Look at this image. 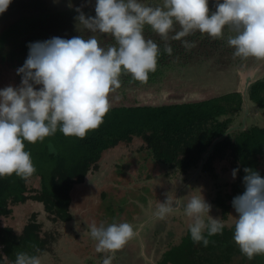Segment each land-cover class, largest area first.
<instances>
[{
  "label": "clouds",
  "instance_id": "obj_1",
  "mask_svg": "<svg viewBox=\"0 0 264 264\" xmlns=\"http://www.w3.org/2000/svg\"><path fill=\"white\" fill-rule=\"evenodd\" d=\"M11 2L0 0V14ZM215 9L210 13L208 0H162L157 5L142 0H96L94 17L76 9V20L92 34L89 38L52 37L30 43L27 59L17 69L20 85L0 89V177L15 174L27 182L36 173L25 141L43 142L58 129L66 137L83 140L97 130L111 109L110 97L121 88L123 75L148 83L149 74L157 71L161 50L145 38L146 26L164 41L163 51L168 55L173 53L170 41H180L191 50L196 45L187 37L198 32L221 40L228 29L234 33L227 37L234 57L264 61V0H215ZM105 35L113 37L115 44L102 47L98 36ZM238 171H232L233 179ZM243 171L245 191L232 201L238 214L233 239L251 260L264 255V178L252 168ZM165 195L166 200L157 204V219L164 220L182 208L190 220L191 240L204 247L215 243L208 237L223 234V219L209 214L214 211L215 197L200 193L182 205L181 198ZM87 228L96 242V252L109 254L102 264H112L115 254L138 235L127 222L92 223ZM33 248L41 251L35 245ZM14 264H42V259L18 252Z\"/></svg>",
  "mask_w": 264,
  "mask_h": 264
},
{
  "label": "trees",
  "instance_id": "obj_2",
  "mask_svg": "<svg viewBox=\"0 0 264 264\" xmlns=\"http://www.w3.org/2000/svg\"><path fill=\"white\" fill-rule=\"evenodd\" d=\"M208 3L210 13L214 12L215 0H208ZM67 4L64 0H59V7L54 9L43 0H12L8 9L0 14V57L11 60L21 59V54L29 51L28 45L25 43V50L20 52L7 50L8 45L10 43L15 46L23 45L20 40L30 32V29H34L41 19L51 18L53 13L65 10L64 7L76 6ZM146 30L151 31V28L147 26ZM230 35L234 33L225 29L224 39L214 40V44L220 46L223 51L226 49L225 52L229 53L233 59L240 60L239 63H245L244 60L233 56L234 49L227 44V37ZM71 37H74V34ZM204 37L205 35L199 33L186 39L196 44L198 43L196 39L200 42ZM158 40L161 55L158 58L157 71L149 74L147 84L156 83L157 76H163L165 71L171 70V64L166 63L168 58L185 56V61L190 57V60H193L194 48L186 50L180 41H170L173 53L168 55L163 51L164 41L161 38ZM209 40L210 38L207 39ZM193 68L195 71H187L190 77L185 78H192L197 85L198 80L195 79L194 74L199 71V68L203 71V68L200 65ZM257 72L258 70L254 72L255 76ZM261 76L251 84L247 94L251 105L256 106L264 115V75ZM121 82L127 86H133V89L137 86L136 90L131 91H137L140 86H146L133 81L130 75H123ZM229 83L233 84L230 81ZM202 84L206 85L207 80H201L198 83L199 87L203 88ZM159 87L162 88V86ZM124 90L121 92L119 89L117 95L126 93ZM163 91H170V95H173L170 88L163 87ZM244 109L245 96L242 91H233L218 97L188 103L159 106L122 104L111 106L104 117V123L97 130L89 132L83 140L74 136L66 137L58 129L55 135L46 137L43 142L30 144L25 141V150L30 152L37 171L27 182L15 174L11 177H0V264H14L18 252L40 255L41 258L42 255L47 254L52 249V245L57 243L62 225H71L72 191L75 186L83 185L89 177L102 170L105 153L116 149L122 143H132L134 138L142 139L153 161L172 170L182 183H186L185 176L190 171L197 170L200 164L202 172L216 178L215 162L232 159L233 169L239 168L237 180L230 187L223 185V190H220L219 186L214 199L217 207H220L222 218L228 219L233 208V198L245 191L243 177L246 173L243 169L252 168L264 178V167L261 163L264 159V127L252 125L242 129L240 126L237 130L229 132ZM119 168L124 171V168ZM39 177L40 188L38 189L32 185V181ZM199 179L200 175L194 180L197 183L195 185L197 190L200 188ZM199 193L202 196L206 195L201 189ZM152 198L154 197H148V200ZM25 204L40 205L42 210L32 212L31 216L25 213L26 223L19 232H16L12 226L2 223L5 218L15 212L14 207ZM234 213H236L235 210ZM40 215L44 218L41 221L38 220ZM236 216H238L237 213ZM48 220L61 223L57 226L60 228L53 230L52 227L47 226ZM158 221V219L153 220L154 228ZM179 222L182 225L183 221ZM186 227V234L183 235L180 243L165 252L167 257L163 264H230L234 255L241 254L237 244L231 243L234 224L228 229L224 227L222 235L208 237L210 241H215L208 247H204L202 243H194L191 240L188 225ZM80 234L71 235L80 237ZM33 245L41 251L37 253ZM218 245L222 249L220 257L214 254Z\"/></svg>",
  "mask_w": 264,
  "mask_h": 264
},
{
  "label": "rangeland",
  "instance_id": "obj_3",
  "mask_svg": "<svg viewBox=\"0 0 264 264\" xmlns=\"http://www.w3.org/2000/svg\"><path fill=\"white\" fill-rule=\"evenodd\" d=\"M43 1L54 9L59 7V0ZM64 1L65 4L70 3L76 6L74 8L64 7L63 9L65 10L53 13L51 18L41 19L35 28L30 29V32L20 40L23 45L15 46L10 43L7 50L12 49L15 52H20V50L25 48V43L29 45V43L49 40L52 37L70 39L72 34L74 36L81 35L85 39L89 38L92 34L83 30L76 20L79 15L76 9L82 8L86 15L94 17L96 0ZM161 1L142 0L143 3L150 5L162 4ZM146 28L147 26L144 31L146 39L150 38L153 40L154 36H159L152 30L147 32ZM177 30H179V25H177ZM198 34L197 32L195 35ZM209 38L205 35L203 41L199 42V39H196L198 43L194 47L193 60H190V57L185 61V56L168 58L166 63L171 64V70L165 71L166 73L163 76H157L156 83L146 84V86H140L141 90L131 91L136 90L137 86L133 89V86H127L121 82V92L125 89L126 93L118 96V89L110 97L111 105H164L165 100L168 98V91L164 92L163 87L164 89H172V94L175 96H172L173 99L169 100L170 104L197 102L233 91H242L246 85L250 86L257 78L264 75V61H256L250 58L245 63H239L240 60L233 59L229 53L225 52L226 49L223 51L220 46L215 45L212 38L207 41ZM98 40L100 45L105 48L115 44V40L111 36H98ZM28 53L29 51H26L21 54L22 60L3 59L0 57V89L9 85L14 87L20 85L21 76L17 75V69L24 65ZM183 64L186 65L183 66ZM199 65L203 68V71L199 68L194 77L198 80V83L203 79L207 80L206 85L202 84L203 86H208L206 88L197 86L192 78H185L186 76L190 77L187 71L194 72L193 66L199 67ZM257 70L261 73L259 72L258 74L257 72V76H255L254 72ZM229 81L233 84H230ZM159 86H162V88ZM196 89L199 90L196 91ZM252 125L264 127V115L262 111L251 105L249 101V107L245 104L242 115L237 118L231 131L237 130L240 126L242 129H246ZM261 163L264 167V159L261 160ZM201 166L200 164L197 170L190 171L185 176L187 179L186 183H182L177 174H173L172 170L153 161L149 150L146 149L145 143L140 138H134L132 143H122L116 149L108 151L103 157L102 170L89 177L83 185H77L73 189L71 202L73 219L70 221L71 225L63 224L62 227L64 228L58 227L61 230V234L57 239V243L52 245V249L49 247V252L42 255V264H102L103 259L109 254L96 252V242L90 237L87 225L95 223L99 226L103 223L107 226L114 222L130 223L138 235L122 251L115 254L112 264H163L167 257L165 252L180 243L181 238L186 234V225H189L190 220L183 212H177L180 210L178 209L175 214L166 219H158L159 221L155 223L154 228L153 220L150 219L155 213L154 210H152L151 205L146 209V207L142 208L141 204H146L148 197L151 198L153 196L154 201H152V204L156 205L155 207L157 208L158 202L163 203L166 200L164 195L169 189V192L171 191L170 193L174 194L175 197L177 194L178 197L184 195L182 204L183 202L187 204L191 196L198 195V190L195 189L197 183L194 180L198 179L199 175V191L201 189L210 198L216 196L219 186L220 190H223V185L230 187L237 180V175L235 179L232 177L234 169L230 158L215 162L216 178L211 174L202 172ZM119 167L124 168V171H121ZM38 180H40V177L34 179L32 185L39 189ZM166 188L168 189L164 192ZM139 197L140 201H142L141 204L136 202ZM208 203L212 205L210 202ZM14 208L15 212L10 217L5 218L2 223H5L6 226H12L16 232H19L26 223L25 213L27 216H31L32 212L42 210V207L36 204L19 205ZM138 208H142L144 216H142L143 213L137 211ZM156 208L154 209L156 210ZM212 208L214 211L211 210L209 214L214 218H222L220 207H217L215 202ZM130 213L139 217L135 224L131 222ZM112 214H116V216L113 217ZM177 214L185 220L182 225L179 222L181 218L175 217ZM235 217L237 216L234 213V208H232L229 218H222L227 229L235 223ZM43 219L42 215L38 218L39 221ZM155 220H157L156 217ZM56 223L57 221L49 222L48 220L47 226L52 227L53 230H58L57 226L61 225V223ZM76 233H81L80 237L71 235ZM231 243H235L234 239L231 240ZM221 251L222 249L218 245L214 254L220 257ZM230 264H264V255H257L249 260L241 253L234 255L230 260Z\"/></svg>",
  "mask_w": 264,
  "mask_h": 264
},
{
  "label": "flooded vegetation",
  "instance_id": "obj_4",
  "mask_svg": "<svg viewBox=\"0 0 264 264\" xmlns=\"http://www.w3.org/2000/svg\"><path fill=\"white\" fill-rule=\"evenodd\" d=\"M154 34V33H153ZM158 38H160L159 36H154V39H153V41L154 42H156V43H160V41L158 40ZM253 84V83H252ZM197 86H199L198 84H197ZM251 86V85H250ZM249 86V87H250ZM206 87H208V86H204L203 88H206ZM246 87V86H245ZM249 89V88H248ZM170 90H172V89H170ZM199 89H196V91H198ZM242 92H243V90H242ZM171 94V92L170 91H168V93H167V95H168V98L165 100L166 102H165V104H170V99L172 98L173 99V97H175L174 95H170ZM170 95V96H169ZM248 95V94H247ZM173 96V97H172ZM196 101V100H195ZM173 189V188H172ZM174 190V189H173ZM164 192H166V191H164ZM171 192V191H170ZM169 191H167L166 193H170ZM175 192V191H174ZM174 195V194H173ZM164 197H165V199H166V195H164ZM176 197L178 198V194L176 195ZM183 197H184V195H181V203H182V199H183ZM179 199V198H178ZM136 202H137V204H141L142 203V201H140V198H137L136 199ZM150 201L149 200H147V203L146 204H141V206H142V208H145L146 207V209H148V207H149V205H150ZM182 205H186L185 204V202H183V204ZM142 208H138L137 209V211H140L141 213H143L142 214V216H144V211L142 210ZM155 208V207H154ZM177 212H183V209L181 208L180 210H178ZM131 217V222L133 223V224H135L136 222H137V219H139V217L136 215V214H133V213H130L129 214ZM150 216V215H149ZM147 219H149V218H147ZM150 219L151 220H154L155 219V217H154V215L153 216H151L150 217ZM141 221H142V219H141Z\"/></svg>",
  "mask_w": 264,
  "mask_h": 264
},
{
  "label": "crops",
  "instance_id": "obj_5",
  "mask_svg": "<svg viewBox=\"0 0 264 264\" xmlns=\"http://www.w3.org/2000/svg\"><path fill=\"white\" fill-rule=\"evenodd\" d=\"M167 189H168V188H166L164 191H167ZM169 190H170V189H169ZM169 190H168V191H169ZM199 194H200V193H199V190H198V195H199ZM207 196H208V195H207ZM203 197H204V196H203ZM139 198H140V197H139ZM178 198L180 199V197H178ZM152 201H154L153 198H152L151 201H150V202H151L150 205H151V207H152V210H154V212H155L156 210L154 209V207H155L156 205H153V204H152ZM150 205H149V206H150ZM155 208H156V207H155ZM178 214H179V213H178ZM178 214H177L175 217H178V218H179L180 215H178ZM180 218H181V219H180L181 221L185 222V220H183L182 217H180Z\"/></svg>",
  "mask_w": 264,
  "mask_h": 264
},
{
  "label": "water",
  "instance_id": "obj_6",
  "mask_svg": "<svg viewBox=\"0 0 264 264\" xmlns=\"http://www.w3.org/2000/svg\"><path fill=\"white\" fill-rule=\"evenodd\" d=\"M248 84H250V82H248ZM249 85H246L245 89L243 90V94L245 96V104L247 107H249V101H248V96H247V90H248ZM229 132H231V129L229 130Z\"/></svg>",
  "mask_w": 264,
  "mask_h": 264
}]
</instances>
